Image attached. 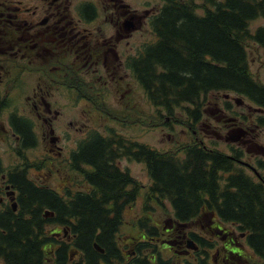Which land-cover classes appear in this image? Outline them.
<instances>
[{
	"label": "trees",
	"instance_id": "16d2710c",
	"mask_svg": "<svg viewBox=\"0 0 264 264\" xmlns=\"http://www.w3.org/2000/svg\"><path fill=\"white\" fill-rule=\"evenodd\" d=\"M161 1L149 20L156 40L144 45L138 57L126 61L148 103L164 113L145 121L157 126L161 123L157 121L165 120L164 115L174 118L175 109L182 105L193 136L198 132L207 95L218 92L245 97L264 111V84L253 77L246 49L249 40L264 47V26L249 29L252 19L264 17V0H202L213 6L203 13L196 11L195 0ZM84 8L91 9L88 4ZM70 75L61 87L80 91L79 96H83L89 86L76 71ZM224 103L226 109L231 108L230 103ZM14 121L24 131L22 145L32 146L31 122L16 116ZM255 123L264 128V112L256 116ZM14 129L21 134V129ZM195 140L179 149L161 151L109 128L107 133L91 129L68 162L70 170H79L91 184L90 192L66 188L59 193L35 184L26 178L25 169L15 167L20 174L15 180L20 190L19 207L16 212L9 209L0 215V259L5 264H100V259L111 258L120 264H171L172 259L161 257L158 244L141 239L134 246V256L129 261L122 258L116 235L124 208L141 189L129 171L114 163L116 158L127 157L145 165L150 178L146 200L159 204L167 199L178 222L201 219L206 225L209 220L205 223L204 213L214 212L219 220L234 223L245 233L246 245L258 256L257 264H264V161L257 159L252 164L255 170L251 175L245 170L242 149L230 146L228 153ZM87 165L91 167L85 169ZM48 223L66 227L74 239H58L55 232L46 230ZM139 225L146 233L140 238L151 239L157 234L162 246L168 247L169 238L160 237L145 218ZM216 226L217 222L205 227V234L216 235ZM189 238L204 249L194 252L203 258H189L184 264H212L209 252L215 241L194 232ZM226 244L236 245L233 238ZM225 250L223 264H235L243 256L239 247Z\"/></svg>",
	"mask_w": 264,
	"mask_h": 264
},
{
	"label": "rangeland",
	"instance_id": "374dc122",
	"mask_svg": "<svg viewBox=\"0 0 264 264\" xmlns=\"http://www.w3.org/2000/svg\"><path fill=\"white\" fill-rule=\"evenodd\" d=\"M82 1L87 0H72L71 9L75 7L76 2L78 4ZM125 1L129 4L127 8L140 17L136 21L139 20L141 22L139 28L126 31V36L121 42L122 47L120 50L125 51L126 54L133 55L144 44L155 41L156 37L151 30L149 20L158 11L163 2L161 0ZM100 2H102L101 5L110 7H107V10L104 11L109 16L107 13L111 10L114 11L109 5V1L100 0ZM29 3V0L12 1L13 5ZM194 4H196L195 9L198 13H203L206 8L213 7L210 3L204 4L202 0H195ZM104 13H101L102 19L105 16ZM92 26L91 24L86 25V27L94 29L95 27L93 28ZM259 26H264V17L262 16L252 19L249 23L250 31H254ZM115 27L112 22H104L102 25L104 37L99 42L105 40L108 46H112L115 43ZM246 49L253 77L264 84V47L249 40ZM15 71L17 70L15 69ZM101 71L102 74L100 76L97 75L98 79L95 78L92 81H90V75L82 74L83 84L89 86L88 89L85 88L87 91L83 96H79L81 94L80 91L73 90L71 92L64 87L56 89L54 95H46L45 101L47 104L49 103L52 109L49 117L52 118L54 132L51 136L58 137L52 143L49 142L48 138L49 127L42 125L41 120H38L34 115L31 101L35 85L32 79L24 73L20 88L14 91L12 106L16 112L25 110L26 114H29L35 120L39 142L35 148L27 149L23 152L25 159L23 155H19L15 152L16 150L14 151L16 148L14 138L9 136L6 140V135L0 132V155L2 156L3 164L7 165L13 161L14 165L19 164L21 167L26 163H30L27 170L29 178L37 183L46 184L59 193H64L66 188L70 190L87 189L79 173L73 172L68 167L67 157L69 151L76 145L75 142L78 139H82L86 135L87 131L96 129L107 133L108 128L117 131L130 140L145 143L161 151L179 149L183 144L196 139V142L200 141L201 144L228 153L230 152L229 146L242 149L244 151L243 160L253 165L257 159L264 161V129L256 125L255 118L258 115V111L249 99L234 93H228L227 97H225L226 93L223 92L209 93L205 100L206 103L203 105L204 111L201 123L197 126L198 132L191 136V132L187 128L188 119L182 105L175 109L174 118L164 115L165 120L157 121L161 122L159 125L150 126L146 121H150V118L157 116L162 110H155L148 103L143 89L135 81L130 70L124 65L119 68H114L112 65L111 68H104ZM30 75L33 77L38 76L36 74ZM28 96H30L29 100L27 99ZM224 100L231 104L230 109L225 108ZM126 105H128V109ZM126 110H129L127 115H125ZM161 113L164 114L163 112ZM0 119L2 120V117ZM164 121H167L166 125H164ZM41 133L47 136L46 139L43 140L41 138ZM51 144H54L57 149L61 148V154H57V149L55 148L50 154L51 157L47 156L49 154H47L46 149ZM7 149H9L8 152H6ZM117 160L119 167L127 169L141 186L136 202L124 208L123 221L116 235L117 244L123 250L124 261H129L134 256V246L140 239L147 240L152 244H158L157 250L160 251L161 257L165 259L170 258L176 262L189 259L188 253L181 251L183 248L175 245H170L169 249L163 247L161 242L158 241L157 234L153 235L151 239L140 238L143 233L146 235L144 229L139 225V220L143 218L149 222V225H154L158 229L160 237L172 238L171 233L165 232V228L172 224V207L167 199H162L163 203L159 204L153 200H146L145 193L150 178L142 162L128 159L127 157H120ZM245 170L252 175L250 169L245 167ZM208 220L207 215L204 219L205 223ZM198 221H194L184 228L200 232L203 227L211 225L210 223L208 225L203 224L201 219ZM216 222L217 225L226 230L233 231L236 245L226 244V239L222 238L220 234L211 235L210 238L217 242L215 248L219 250L217 255L213 248L210 250L209 254L214 260L212 264L214 262L223 264V257L228 252L227 250L224 251L225 247L230 250L233 247L241 249L244 259L243 256L240 257L241 259H238L235 264H257L259 262L258 256L246 245L243 238L240 237V231L237 228L230 223L222 222L219 218H216ZM45 228L50 231L59 230L58 226L53 223H48ZM56 237L58 239L61 238V236ZM120 263L117 260L116 263L107 264ZM0 264H5L2 259H0Z\"/></svg>",
	"mask_w": 264,
	"mask_h": 264
},
{
	"label": "flooded vegetation",
	"instance_id": "af4514ba",
	"mask_svg": "<svg viewBox=\"0 0 264 264\" xmlns=\"http://www.w3.org/2000/svg\"><path fill=\"white\" fill-rule=\"evenodd\" d=\"M12 1L0 0V117H2V120L0 119V132L6 135V140L9 136L14 138L16 143L14 151L16 150L15 152L23 155L26 159L23 152L38 146L39 136L36 131L35 120L29 114H26L25 110L16 112L12 106L14 91L20 88L21 79L25 75L24 73L32 79L35 85L31 101L34 115L38 120H41L42 125L49 127L48 138L49 142L52 143L58 137L51 136L54 132L52 118L49 117L52 109L49 103L47 104L45 101L46 95H54V91L61 87V83L66 82L68 79L70 80V74L73 71L79 73V79L83 82V73L86 76L90 75V81H92L102 74L101 70L104 68L109 69L112 65L114 68H119L121 65L126 67V61L131 57H138L142 47L137 52L135 51L133 55H129L125 51L120 50L122 47L121 42H123L126 36V31L128 32V30L139 28L141 22L139 20L136 21L140 17L136 16L131 9L127 8L129 4L125 0H108L109 5L114 9V11L111 10L107 13L109 16L104 13L109 6L101 5L102 2L100 0H87L85 4L83 3L84 1L78 4L76 2L73 9H71L72 0H29L30 3L25 5H13ZM86 4L91 9L86 10L84 8ZM101 13L105 14L103 19ZM104 22H112L116 26L115 43L112 46H108L105 40L99 42L104 37L102 30ZM127 22H130L132 26L126 30L125 24ZM87 24H91L95 28L90 29L86 27ZM30 74H36L38 76L33 77ZM29 97H27L28 100L30 99ZM14 116L31 122V130L35 136V143L32 146L22 145L24 131L21 129V124L14 121ZM14 126L19 130L21 129L20 133L22 135L15 131ZM46 137L41 133L43 140ZM80 140L78 139L75 142L76 145L69 151L67 162H69L71 153L78 148ZM55 148L54 144H51L46 149L47 154H49L47 156H50ZM58 149L57 154H61V148ZM117 159L119 158H116L114 163L119 167ZM29 165L20 167L19 164L14 165L13 161L4 165L2 156L0 155V215H5V212L9 209L11 212H16L19 207L18 196L20 190L15 180H17V176L20 174L16 173L14 170L15 167L17 169H25L26 178L32 180L35 184L47 186L46 184L37 183L35 180L29 178L27 175ZM90 167V165H87L85 169H89ZM120 169L128 171L127 169ZM73 172L79 173L82 177L79 170H73ZM82 180L86 184L87 189L71 191L90 192L92 190L91 184L84 180L83 177ZM137 198L138 196L127 205L135 203ZM13 203L16 204L15 208H13ZM207 215L209 218L208 223L211 225L214 224L217 218L214 217L215 213H204L203 217L206 218ZM193 222H178L173 219L172 224L165 228V232L171 233L173 236L169 238V245L166 249L175 245L183 248L181 251L188 253L187 255L190 256L191 260L199 256L203 258V254L201 255L199 253L196 257L194 252L197 250H201L202 252L204 249L194 241L193 243L197 249L192 248L194 245L190 244L189 233L194 232L199 237L212 239L210 235L207 236L202 231V227L200 232L184 228ZM230 224L235 228L237 227L234 223ZM56 225L59 230L50 232H55L57 236H61L60 240L66 238V241L70 242L74 239V235H71L66 227L59 224ZM214 228H217L215 233L222 234V238L226 239L225 241H229L234 237L232 230H226L220 225ZM240 237L245 241V233L240 232ZM119 249L123 252L120 247ZM213 249L217 255L219 252L218 248L214 246ZM209 256L211 255L209 254ZM188 260L184 259L180 262L174 260L171 264H184ZM99 262L100 264H107L116 263L117 260L111 258L108 261H104L100 259ZM214 264L220 263L214 262Z\"/></svg>",
	"mask_w": 264,
	"mask_h": 264
},
{
	"label": "water",
	"instance_id": "95a60500",
	"mask_svg": "<svg viewBox=\"0 0 264 264\" xmlns=\"http://www.w3.org/2000/svg\"><path fill=\"white\" fill-rule=\"evenodd\" d=\"M132 25H131V23L130 22H127L126 24H125V27L127 28V29H129L130 27H131ZM16 207V204L15 203H13V208H15ZM94 246H95V248L99 251V252H103V248H101V247H99V245L97 244V243H94ZM192 246V245H191ZM195 248V247H194Z\"/></svg>",
	"mask_w": 264,
	"mask_h": 264
}]
</instances>
